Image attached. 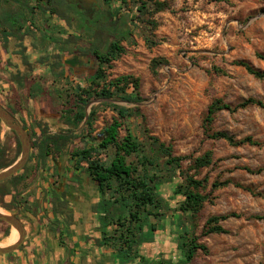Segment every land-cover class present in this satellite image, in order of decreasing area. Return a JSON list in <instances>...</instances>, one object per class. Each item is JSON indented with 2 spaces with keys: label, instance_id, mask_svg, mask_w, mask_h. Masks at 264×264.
<instances>
[{
  "label": "rangeland",
  "instance_id": "374dc122",
  "mask_svg": "<svg viewBox=\"0 0 264 264\" xmlns=\"http://www.w3.org/2000/svg\"><path fill=\"white\" fill-rule=\"evenodd\" d=\"M8 1V4L0 3V15L18 7V1ZM99 1L104 5L102 14L109 26L104 27L105 34H99L100 41L108 45L116 37L111 28L118 24L126 23L130 32L120 42L125 52L110 65L103 66L106 82L125 75L139 79L142 101L94 98L85 109L88 118L85 117L77 128L69 123L63 112L72 107L75 89L87 87L99 67L89 50L82 48L98 40L99 35H92L94 31L91 30L98 28V24L79 30L75 18H84L75 6L70 10L62 4L73 13L72 26L35 9L33 26L25 24V29L17 32L19 40L14 37L8 40L7 52L0 46V102L16 110V119L26 126L29 135L36 134V138L41 139L40 129H45L53 135H72L73 139L62 155L48 157L46 165L41 162L37 169L39 150L38 147L32 148L34 157L26 165L29 167V185L27 188L23 184L18 187V192L24 195L14 210L1 205L0 208L19 216L27 231L24 244L32 246L36 233L43 232H40L43 228L37 220L44 215L45 209L53 219L47 204L53 200L55 192L57 196L68 193L78 197L88 193L96 195L95 182L74 169L70 151L77 146L94 144L92 138L113 121L117 107L139 108L140 115L125 121L120 136H125L129 130L142 143H147V135L155 136L171 145L176 156L190 157L182 163V170L196 179L207 180L201 192L213 197V202H206L194 219L182 216L187 227L199 238L198 242L208 247L207 253L199 250L191 264H264V198L257 195L264 193V171L252 174L244 169L264 168V109L249 106L235 113L222 111L211 126V133L226 132L238 140L252 137L261 141L262 146H231L224 140L211 138L204 125L208 107L216 99L233 106L250 98L264 102V79H257L243 67L235 65V61H246L264 72V61L257 56L264 55V0H158L169 5L160 12L154 11L150 0L114 1L111 4ZM21 2L37 7L36 0ZM142 2L147 3L144 9L139 8ZM147 39L156 44L148 45ZM75 44L82 50L68 58V62L66 60L69 66L54 69L50 63L48 66L35 62L24 64L25 56L32 61L39 57L44 60L49 55L54 58L66 54L72 46L73 50L78 49ZM155 58L168 61L157 70V74L152 70ZM216 68L226 73L218 74ZM61 70L64 71L63 77L59 74ZM31 87L36 91L35 99L28 96ZM128 92L132 93L133 88ZM94 108L97 110L92 126L94 131L89 138L86 122ZM145 129L148 134L144 133ZM17 141L15 133L0 121V149L5 150L6 160H19L21 150ZM206 152H212L213 163L208 167L194 168L193 160ZM99 157L106 159V153ZM179 181L175 180L176 183ZM215 181L232 183L214 190ZM181 199L169 200L171 210L167 216V233L163 241L145 246L146 255L153 257L163 252L178 262V258L168 252L167 242L169 231L174 228L172 222L182 215L178 211ZM230 213L240 217L221 222L227 234H205V225L211 216ZM5 229L6 226L0 223V244L11 238L14 231L10 228L8 236H4Z\"/></svg>",
  "mask_w": 264,
  "mask_h": 264
},
{
  "label": "trees",
  "instance_id": "16d2710c",
  "mask_svg": "<svg viewBox=\"0 0 264 264\" xmlns=\"http://www.w3.org/2000/svg\"><path fill=\"white\" fill-rule=\"evenodd\" d=\"M18 1V7L6 11L0 15V46L6 52L8 51L7 43L10 38L18 39V31L28 22L31 23L34 10L38 9L43 14L50 12L55 14L58 19L66 20L68 24L70 17L67 9L71 6L60 0H36L37 7L31 8L29 4ZM106 4H111L114 1L125 2V0H104ZM153 3L154 11L160 12L169 8L167 2L158 0H150ZM8 4V0H0V3ZM66 5L67 9L63 7ZM147 6L146 2H142L144 9ZM140 9V10H141ZM113 18V17H112ZM9 26V29H7ZM129 28V27H128ZM130 34L126 32L124 36L116 37L111 40L108 45L100 41V35L95 43L90 47L83 46L88 49L92 57L99 62V67L96 74L92 78L87 87L78 86L74 93V103L72 107H68L63 112L66 120L77 128L86 117V107L94 98L110 99L118 97L128 102H141L140 83L139 79L125 75L118 77L110 82L107 81L105 64L110 65L112 61L117 60L125 49L120 45V42ZM19 40V39H18ZM150 46L156 44L155 41L147 39ZM78 48V44L74 45ZM79 49V50H78ZM73 51L67 50L66 54L46 59L45 65L49 63L55 69L57 67H65V60L71 56H76L81 48ZM264 61V55L257 54ZM39 60V59H38ZM34 63V62H32ZM28 57H24V64H32ZM35 63H44L41 60ZM168 61L165 58H155L152 61V70L157 74V70ZM235 65L243 67L249 74L257 79H264V72L255 69L246 61H235ZM52 68V70H53ZM54 71V70H53ZM218 74H225L222 69H215ZM60 76H64V71H60ZM21 83L20 81H18ZM133 88V92L128 90ZM28 96L30 99H35L36 91L29 88ZM249 106H256L264 109V102L250 98L238 105L225 103L221 99L214 100L208 107L207 114L204 120L205 132L210 134V137L217 140H224L229 145L239 147L243 145L262 146V142L246 137L236 139L234 136L226 132H212L211 126L215 121L216 115L222 111L235 113L240 109ZM14 116L16 110H12L5 106ZM97 110H91L89 119L86 122V130L88 137H91L94 129L93 121ZM117 116L113 121L105 126L97 137L92 138L94 144L88 143V147H78L71 150L70 161L76 171L83 172L88 180L95 182V192L98 198L91 206V212L96 218V231L101 234L97 240L95 248L110 250L109 255L103 254L99 264H191L199 250L207 253L208 247L205 244L199 243V238L189 229L187 222L182 216L188 219H194L204 207L206 202H213V197L209 194H202L201 190L207 185V180L196 179L193 175L182 170V163L188 160L187 156H176L171 145H167L155 136L147 135V143H142L129 130L126 135L120 136V129L124 126L125 121L135 115H140V109H130L125 107L116 108ZM37 126L41 128L38 123ZM26 128V126L24 125ZM27 129V128H26ZM42 138H36V134H30L32 148L38 147L39 161L36 163V169L39 164L46 165L48 157L60 156L67 149L73 136L69 134H49L45 129H40ZM145 129L144 133L148 134ZM18 147L21 150L19 141ZM101 153H106V159L99 157ZM33 154L30 159L33 158ZM41 160V161H40ZM15 161L5 159V150L0 149V170L11 166ZM194 168L200 169L208 167L213 163L212 152H206L201 157L193 160ZM83 163L87 165L84 166ZM28 166L21 172L14 175L7 181L0 183V205L7 210H14L21 200L23 192H18V187L24 185L26 188L29 185ZM252 174H259L264 171V168L256 170L248 167L244 168ZM180 179L179 182H175ZM231 181L219 182L215 181L212 185L214 190L227 187ZM27 185V186H26ZM239 186V185H237ZM252 191L251 189H246ZM252 193H254L252 191ZM52 201L47 204V208L51 207L55 228H59V237L61 244H67L65 239L71 236V224L74 223L75 217L70 209V201L66 196H57L54 193ZM258 196L264 198V193H258ZM168 196V197H167ZM182 198L178 202V211L181 216H177L172 222L174 228L169 231V241L167 242L168 252L172 256L178 258L175 263L173 257H168L163 252L156 256H148L145 253V246L155 244L158 241H163L167 233L166 222L168 212L171 210L169 200ZM24 199V197H22ZM96 200V199H95ZM22 202V201H21ZM58 202V203H57ZM41 203L39 204V207ZM47 209L42 217L47 216ZM236 213L225 214L221 216H211L205 225V234H227L228 231L221 225V222L230 218H239ZM64 223V228L60 226ZM6 226L4 236H8L10 226L0 221ZM89 238V237H88ZM68 245V244H67ZM69 246V245H68ZM70 247V246H69ZM71 250V247H70Z\"/></svg>",
  "mask_w": 264,
  "mask_h": 264
},
{
  "label": "crops",
  "instance_id": "0c3cea01",
  "mask_svg": "<svg viewBox=\"0 0 264 264\" xmlns=\"http://www.w3.org/2000/svg\"><path fill=\"white\" fill-rule=\"evenodd\" d=\"M66 197L75 217L70 227L71 236L65 239L71 250L66 243L61 244L59 228L52 225L54 218L45 215L37 220L43 228L40 232H43L36 233L33 245L28 247L24 244L13 253L0 256V264H99L103 254L109 255L110 250L94 247L101 237L96 231V218L91 212L92 204L98 200L95 198L97 194L88 193L78 197L74 193H68ZM60 226L64 228V223Z\"/></svg>",
  "mask_w": 264,
  "mask_h": 264
},
{
  "label": "water",
  "instance_id": "95a60500",
  "mask_svg": "<svg viewBox=\"0 0 264 264\" xmlns=\"http://www.w3.org/2000/svg\"><path fill=\"white\" fill-rule=\"evenodd\" d=\"M68 4H74V0H64ZM88 115L86 116V119ZM0 121L15 133L21 144V156L17 162L8 168L0 171V183H3L21 172L31 157L32 141L29 132L24 126L16 119V117L0 102ZM0 221L9 225L12 229H16L19 234L18 241L6 247H0V256L9 255L17 251L25 242L27 231L24 222L17 214L0 211Z\"/></svg>",
  "mask_w": 264,
  "mask_h": 264
},
{
  "label": "flooded vegetation",
  "instance_id": "af4514ba",
  "mask_svg": "<svg viewBox=\"0 0 264 264\" xmlns=\"http://www.w3.org/2000/svg\"><path fill=\"white\" fill-rule=\"evenodd\" d=\"M60 1H64V0H60ZM76 1L74 4H68L66 3L65 1V4H67L68 6H71V8L73 6H75L77 8L78 11L81 12V14L83 15V20L79 19V18H75V26L80 30L81 28H84L85 30L89 29V28H92L93 24L96 23L98 24V28H92L91 30L94 31L92 35H95V34H105L106 33V30L104 29V27L106 26V29L109 27L106 23V20H105V17L103 16V12H104V5L99 1V0H74ZM32 7H30L31 9ZM71 10V9H70ZM69 14V17H70V23L71 24H68L66 20H60L62 21L66 26H72L73 24V13L72 11H68L67 12ZM44 14H48L52 17H57L55 14H51L50 12L48 13H44ZM58 18V17H57ZM33 17L31 18V22H32V25L30 22L29 25L33 26ZM46 22H49V19H46ZM63 23H61L63 25ZM65 25H63L64 27H66ZM24 26L22 28V30H24ZM66 29V28H65ZM110 29V28H109ZM128 31V27H127V24L124 23V24H121V25H116L115 27L111 28V32L116 34V37H122L126 34V32ZM115 37V38H116ZM114 38V37H113ZM114 38V39H115ZM11 39V38H10ZM113 39V40H114ZM92 43H89L87 45L89 46H86V47H90ZM71 51H73V46L71 47L70 49ZM39 60H41V57L38 58ZM38 59H35V60H30V62H37L39 61ZM46 59H51V55L47 56ZM42 60L44 63H41L39 64L40 66L44 65V66H48V65H45V60ZM69 60H67L68 62ZM65 66H69V63H66V60L64 62ZM3 104V103H2ZM4 105V104H3ZM5 106V105H4ZM23 125V124H22ZM24 126V125H23ZM25 128V127H24ZM28 130V129H27ZM29 132V131H28Z\"/></svg>",
  "mask_w": 264,
  "mask_h": 264
},
{
  "label": "bare ground",
  "instance_id": "6f19581e",
  "mask_svg": "<svg viewBox=\"0 0 264 264\" xmlns=\"http://www.w3.org/2000/svg\"><path fill=\"white\" fill-rule=\"evenodd\" d=\"M0 211L1 212H6L4 209L0 208ZM14 229V228H13ZM16 233V234H15ZM15 235V236H14ZM18 238H19V234H18V231L16 229H14L13 233H12V237L9 238V239H6L5 242L1 243L0 244V247H6V246H9V245H12L14 243H16L18 241Z\"/></svg>",
  "mask_w": 264,
  "mask_h": 264
}]
</instances>
